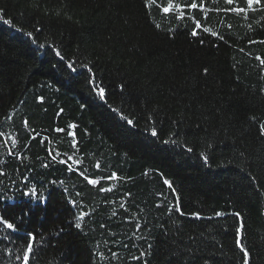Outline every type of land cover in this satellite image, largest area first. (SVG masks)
<instances>
[{
  "label": "trees",
  "instance_id": "trees-1",
  "mask_svg": "<svg viewBox=\"0 0 264 264\" xmlns=\"http://www.w3.org/2000/svg\"><path fill=\"white\" fill-rule=\"evenodd\" d=\"M209 7L228 6L216 0ZM0 9L15 25L0 23V213L19 229L0 231V264H23L16 256L29 231L44 240L42 248L34 245V264H243L236 243L241 218L249 264H264V66L256 59L264 58V44L248 43L264 40L257 24L264 11L246 19L210 11L206 26L224 35L220 41L203 32L192 37L187 19L170 34L175 17L149 11L144 0H0ZM193 15L204 24L200 12ZM27 32L58 48L64 61L51 48H38ZM83 64L105 87L106 103L95 98ZM110 108L135 118V126ZM71 124L77 125L79 170L91 178L117 172L120 180L92 186L59 163L73 155ZM151 126L159 139L144 131ZM170 137L178 142L162 143ZM164 178L185 215L156 207L160 193L173 198ZM111 183L112 192L99 191ZM25 185L46 199L23 196ZM73 199L92 212L82 228L75 227L80 209ZM217 211L241 217H216ZM133 232L144 239L131 238ZM141 252L140 260L131 259Z\"/></svg>",
  "mask_w": 264,
  "mask_h": 264
},
{
  "label": "snow or ice",
  "instance_id": "snow-or-ice-1",
  "mask_svg": "<svg viewBox=\"0 0 264 264\" xmlns=\"http://www.w3.org/2000/svg\"><path fill=\"white\" fill-rule=\"evenodd\" d=\"M243 2H244V6L241 7L240 6V0H224V3L228 7H225L223 9L218 8V7L215 9H212L209 7L210 4L216 3V0H144V6L149 11H151V9L153 7H155L159 10L160 13L164 14L165 16L171 15V16L175 17V20L177 21V25L168 29L170 34L174 33L179 28L186 27V25L183 22L187 19V20L192 21V23L194 24V27L190 31V35L192 37L198 38L199 34L201 32H203V33L208 34L212 37L218 38V40H220V41H224V39H225L224 35H221L219 32L213 30L211 27L206 26L207 22H208V18H209V12L210 11H215L216 13L223 12L225 15L235 14L237 16H241V17L246 19L250 12L254 13L258 10L264 11V0H243ZM194 12H200L201 13V19L204 21V24L201 23L200 19H196L195 15H193ZM0 23H4L5 25H9V26L15 28V25H13L12 20L4 18V13H3L2 9H0ZM221 23H222V21H221ZM257 24L260 25L261 27H264V17H261V19L259 21H257ZM155 27L160 28L161 25L159 23H156ZM247 27L250 30L252 29L251 24H248ZM227 28L229 30H231L232 25L231 24L227 25ZM15 30L21 31V29H15ZM36 31H37V33H39L41 30L37 29ZM25 35L31 40L32 43H36L38 48H40V49H43L46 47L51 48L54 55L59 57L61 61H64L65 58L61 54V52L58 48H56L55 46H52V45H46L44 43H37V39L34 36L33 32H27V33H25ZM200 43L204 44L205 43L204 39H200ZM248 43L249 44H254V43L264 44V40H259V41L249 40ZM240 51L243 52L244 49H240ZM256 59L259 61L261 66H264V58L257 56ZM74 63H75L74 61H67L66 66L72 73H77L78 68L74 66ZM80 67L85 69L90 75L89 84L93 89V94H94L95 98L106 103V99H107L106 89L104 86H102L100 81L96 80L95 73L92 71V67H90L88 64L80 65ZM207 71H208L207 69H204L205 74H207ZM120 87H121V89H123V85H121ZM262 91H264V89H262ZM38 99H39V102H41V103L44 101L43 96L39 97ZM81 107H84V105H81ZM110 110L115 112L117 114V116L119 117V119L126 122L127 125L133 126V127L135 126V123H134L135 118L130 119L128 116L124 115L120 109L110 108ZM60 112H63V109H61ZM252 119H255V118L253 117ZM24 124H25V126H27L28 121L25 120ZM76 128H77L76 124L68 125L69 131H68L67 135L71 138L73 155H69V156H67L66 159H61L59 161L60 164H63L66 166L67 171H71L74 174L80 169V166L82 165V158L79 155H76V153L78 152V147H77L78 140H77L76 131H75ZM259 128H260L261 135H264V122L260 123ZM55 131L59 132V133H63L65 131V129L57 128V129H55ZM144 131L149 133L151 137L159 139L158 132H157V126H151L150 128L146 127L144 129ZM2 135H3V133H0V136H2ZM37 135H39V133H37ZM175 135H176L175 133L172 134V136H175ZM33 140H35V137H33ZM13 142L15 143V140ZM44 142H45V138L42 137L40 140L41 145H43ZM177 142L178 141L176 139H172L171 137L169 139L162 141V143H164V144H169V143L176 144ZM9 151L11 152V149ZM186 151L188 153H191L192 149L186 148ZM48 155L50 157L51 163L57 162V157H56V155L52 154L51 148H49V150H48ZM201 156H202L203 160L205 162H207L208 157L202 153H201ZM43 166L48 167L49 165L44 164ZM95 167L97 169H99L101 167L99 162L96 163ZM147 174L148 173L146 172L145 175H147ZM3 175H5V174L3 172H0V176H3ZM79 175L81 177H84V179L87 181V183L89 185H92V186L100 185L101 181L105 180V179L107 181H110V182L118 181L121 179L117 172H112L111 174H108L107 176H99L98 175L97 178H91V176H92L91 173L86 174V170H79ZM160 175L163 178V174L161 173ZM25 179L27 180L28 178L25 177ZM52 183L55 184L56 182L53 181ZM60 184L63 185V182L61 181ZM163 184L166 185L167 188L171 190V192L173 194V198H172V200H168L164 193H160L159 195L162 197V199H161L160 203L156 204V207L157 208H160L162 206L165 207L166 212L168 214H171L173 211H175L180 216L185 215V212L182 209L181 204H180V196L176 193V189L173 186V183L171 181H169L168 179L164 178ZM25 188H26V190H24L21 193L23 196L29 197L30 199H32L34 201L46 199V197L43 196L42 194H38L35 186L28 187L27 185H25ZM114 188H116V184L111 183L110 186L107 188L100 187L99 191L100 192H112ZM64 191H67V189H64ZM79 195H80V193H77V196H79ZM127 195L130 196L131 194L128 193ZM71 204L73 205V207L75 209H80L79 214L75 217V221H76L75 227L82 228L83 225H82V223H80V221H82L84 219V217L90 216L92 214V212H91V210L88 212H85L83 210L82 202L77 201L75 199L71 200ZM120 207L125 208V203L121 202ZM125 210H127V209H125ZM112 214L113 215L116 214L115 210H113ZM190 215L195 219H203L204 218V217H201L200 212H193ZM229 215L237 217V218L241 217V214L239 212H219V211L215 212L216 217L229 216ZM207 218L212 219L213 217H207ZM132 219H135V217H132ZM101 227H104V226L101 225ZM135 227H136L137 232H138L141 228L139 221L136 222ZM161 227H163V226L161 225ZM7 230L19 231L16 223L11 222L9 218H5V215L0 213V231H7ZM137 232H133L131 238L144 239L143 236H138ZM243 232H244V222H243V219L241 218L239 227L236 229V236H237L236 243L240 247V249L243 253V257H244L243 264H249V253H248L247 247L243 243H241L242 238L246 239V237H243ZM38 235H39L40 239H37ZM25 239H26V244L24 247L18 248V251L20 254H18L16 256V259L22 260L23 264H34V260L38 254V249L34 245H39L41 248L43 247V243H44L43 234L37 233L34 231H29L27 233ZM124 247H127V245H125ZM133 247H136V245L133 244ZM147 247L150 250L152 248V244L149 243L147 245ZM100 255H101V258H103V253H101ZM117 255L118 254L116 252L111 253L112 258H116ZM144 255H145V253L141 252L139 257L134 256L131 259L140 260ZM144 264H147V261H145Z\"/></svg>",
  "mask_w": 264,
  "mask_h": 264
}]
</instances>
